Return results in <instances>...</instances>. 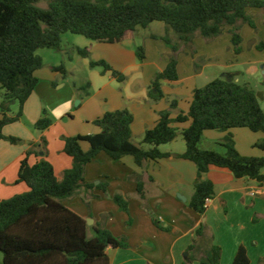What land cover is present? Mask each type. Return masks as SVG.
<instances>
[{
  "label": "trees",
  "instance_id": "trees-1",
  "mask_svg": "<svg viewBox=\"0 0 264 264\" xmlns=\"http://www.w3.org/2000/svg\"><path fill=\"white\" fill-rule=\"evenodd\" d=\"M41 0H0V142L21 145L18 137L5 136L3 128L21 121L24 106L38 84L35 72L44 66L38 54L41 49L61 51L63 36L67 33L83 36L89 40L116 43L129 31L146 29L154 22L164 23L168 31L177 35L180 44L190 46L196 36L210 41L222 36L227 29L236 55L242 53L241 28L249 25L257 30L249 10H264V0H50L48 8L39 6ZM153 39L158 37L153 36ZM171 47L168 65L158 73L152 87L157 92L153 99H161L162 81L178 80L177 66L179 47L168 34L161 38ZM263 47V46H262ZM261 47V48H262ZM83 58H90L87 49L77 48ZM140 61L146 59L144 46L136 49ZM92 68H101L102 74L111 75L120 82L126 77L113 69L105 60L91 61ZM66 75L64 65L53 67ZM88 86L85 88L87 89ZM89 95V92H86ZM18 103V112L12 106ZM176 108L162 112L157 125L145 132L140 145L133 143L132 113L123 108L106 112L93 123L101 129L96 135L65 137L64 152L71 157L72 167L65 171L62 180L56 176L53 165L45 158L35 164L32 156L46 151L47 141L31 143L20 162L19 181L24 182L28 192L0 201V253L3 264H111L107 250L127 249L126 237H116L103 224L88 226L87 221L69 209L65 202L80 193L95 188L107 192L108 183L100 185L87 182L86 167L101 153L112 160L133 157L142 167L146 162L174 157L187 160L197 167L198 181L189 203L199 215H205L207 200L215 195V185L202 180L212 166L228 169L236 179H249L264 184V157L242 156L235 147L232 135L221 144L225 153L202 150L200 142L206 131L228 132L248 128L264 134V110L257 94L247 85L231 80L216 79L203 88L196 89L187 114L171 117ZM190 122L182 130L175 123ZM53 120L46 110L34 124L38 131L51 127ZM181 134L186 143L183 154L162 152L160 147L176 140ZM89 143L88 151L82 143ZM264 149V143L257 144ZM137 179L138 193L143 196V183ZM114 201L120 210L128 213V205L120 196ZM153 224L168 231L156 218ZM196 238L188 248L187 262L194 258L200 264H221L223 249L206 233L202 225L196 230ZM202 252L198 257L197 253ZM233 264H250L245 247H240ZM264 264V259L262 261Z\"/></svg>",
  "mask_w": 264,
  "mask_h": 264
},
{
  "label": "crops",
  "instance_id": "crops-1",
  "mask_svg": "<svg viewBox=\"0 0 264 264\" xmlns=\"http://www.w3.org/2000/svg\"><path fill=\"white\" fill-rule=\"evenodd\" d=\"M249 14L257 30L243 25V51L239 55L233 51L229 29L210 41L196 36L189 47L180 44L177 35L167 32L161 22H154L146 29L129 31L116 43L65 34L62 50L58 52L64 53L66 60L47 62L39 54L44 66L35 72L38 84L25 103L23 117L21 121L3 128L5 136L18 137L24 143L12 145L7 141L0 142V201L28 192L27 185L19 181L18 176L20 162L31 143H41L44 138L47 147L38 156H32L30 163L35 164L45 158L53 165L57 178L62 180L65 171L72 167L71 157L64 152L63 139L101 133L93 122L108 111L127 108L132 113V141L140 145L145 132L157 125L160 114L170 110L172 102H176V108L171 111L173 119L180 113L187 114L194 91L216 79L247 85L257 94L264 110V10H249ZM155 23H158L157 32L150 30ZM166 34L180 50L179 78L175 82L162 81L163 97L156 100L151 97V94H157L152 82L158 73L165 70L172 52L171 47L161 39ZM153 36L158 39H153ZM139 46L145 47L144 61L136 56ZM77 48L87 49L90 58L81 57ZM101 60L123 73L126 80L120 82L111 73L102 74L101 69L90 66L91 61ZM60 65H64L66 75L53 70ZM77 100L79 103L75 107ZM44 110L53 124L45 131L35 130L34 124ZM12 111L16 114L18 109L12 108ZM189 125L190 122L175 123L173 126L182 130ZM229 134L242 156L264 157V149L257 147V144L264 143V134L248 128L228 132L206 131L200 148L224 154L221 144ZM89 148V143H82L84 151ZM160 149L165 153L183 154L186 143L179 134L175 141ZM85 178L90 183L97 181L95 186L108 183L107 192L96 188L88 193L82 192L79 194L82 202L74 200L65 202V205L85 220L92 219L91 226L100 223L114 236L127 238V249L107 250L111 264H162L165 260L167 264H180L181 252L188 250L196 238V230L202 225L207 235L223 249L221 264H233L240 247L246 248L250 264H254L257 250L264 251V235L261 231L257 235V228H262L264 224V184L236 179L228 169L212 166L202 177V180H210L215 185V195L209 200L205 215L195 213L189 206L195 193L198 172L196 165L187 160L170 157L146 162L140 167L133 157L114 161L101 153L87 165ZM136 178L143 183V196L138 193ZM115 196L124 199L128 215H133V220L120 210L114 201ZM179 197L185 198V201ZM153 218L170 232L158 229L153 224ZM115 219H120L118 224ZM260 219L263 222L259 223ZM197 256L201 257L202 252Z\"/></svg>",
  "mask_w": 264,
  "mask_h": 264
},
{
  "label": "rangeland",
  "instance_id": "rangeland-1",
  "mask_svg": "<svg viewBox=\"0 0 264 264\" xmlns=\"http://www.w3.org/2000/svg\"><path fill=\"white\" fill-rule=\"evenodd\" d=\"M49 3H50V0H41V2L39 3V6L40 7H42V8H48V5H49ZM158 23H155L154 25H152V29H150L151 31H155V32H157L156 31V29H157V25ZM163 24V23H162ZM164 25V24H163ZM71 34V33H70ZM68 36H73V35H68ZM68 38V37H67ZM67 38L66 39H64V45H66V42H67ZM49 53H51L52 55H49ZM38 54H40V55H42L45 59H46V61L47 62H57V61H62V62H64V60H66V55L64 54V53H61V52H58V51H54V50H50V49H41V50H39L38 51ZM99 69H101V68H99ZM102 70V69H101ZM78 83H81L80 81L78 82ZM2 93H3V91L2 90H0V103L2 102ZM78 100L77 101H75V103H74V106L76 107L77 105H78ZM12 108H13V110H17L18 109V103H15L13 106H12ZM1 112V111H0ZM18 112V111H17ZM64 119H66V117L64 118ZM36 130V129H35ZM93 184H97V181H94V183ZM74 200H76L77 202H82V198L81 197H79V195H76L75 197H73V199H71V200H68V201H66V202H71V201H74ZM87 208H89L88 206H87ZM124 213H126V215L128 216V219L130 220H133V218H134V216L133 215H131V214H129L128 215V213L127 212H124ZM128 220V221H129ZM87 221V220H86ZM115 221H116V224H118L119 223V221H120V219H115ZM260 222H263L261 219L259 220V223ZM259 223H257V224H259ZM119 226V225H118ZM262 226V228L261 227H258L257 228V235L260 233V231H261V235H264V224L263 225H261ZM120 229H121V227H120ZM164 232H170L169 230L168 231H164ZM259 250H261V249H259ZM259 250H257V253H256V256H254V264H262V261H263V259H264V251L263 252H261V251H259ZM186 255H188V252L187 251H185V252H181V257H180V259H181V263L180 264H188V262H187V259H186ZM159 261H161V258H159ZM251 261V260H250ZM162 262V261H161ZM0 264H3V255H2V253H0ZM162 264H167L166 263V260L165 261H163V263ZM191 264H200V262H199V260L196 258H194V260H193V262L191 263Z\"/></svg>",
  "mask_w": 264,
  "mask_h": 264
},
{
  "label": "water",
  "instance_id": "water-1",
  "mask_svg": "<svg viewBox=\"0 0 264 264\" xmlns=\"http://www.w3.org/2000/svg\"><path fill=\"white\" fill-rule=\"evenodd\" d=\"M79 103V102H78ZM180 198V197H179ZM181 199V198H180ZM181 200L185 201V198H182ZM87 224L88 226H91L93 224V220L92 219H87Z\"/></svg>",
  "mask_w": 264,
  "mask_h": 264
},
{
  "label": "built area",
  "instance_id": "built-area-1",
  "mask_svg": "<svg viewBox=\"0 0 264 264\" xmlns=\"http://www.w3.org/2000/svg\"><path fill=\"white\" fill-rule=\"evenodd\" d=\"M208 202H209V200H207V205H208Z\"/></svg>",
  "mask_w": 264,
  "mask_h": 264
}]
</instances>
